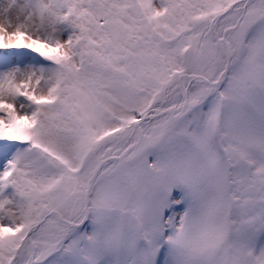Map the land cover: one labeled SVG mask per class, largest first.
<instances>
[{
    "label": "snow or ice",
    "instance_id": "snow-or-ice-1",
    "mask_svg": "<svg viewBox=\"0 0 264 264\" xmlns=\"http://www.w3.org/2000/svg\"><path fill=\"white\" fill-rule=\"evenodd\" d=\"M0 50V264H264V0H0Z\"/></svg>",
    "mask_w": 264,
    "mask_h": 264
},
{
    "label": "rangeland",
    "instance_id": "rangeland-1",
    "mask_svg": "<svg viewBox=\"0 0 264 264\" xmlns=\"http://www.w3.org/2000/svg\"><path fill=\"white\" fill-rule=\"evenodd\" d=\"M19 52H21V53H26L27 52V50H18ZM7 53H5V51L4 50H0V56H3V55H6ZM16 59H18V57H15ZM26 58H28L27 56H25V58L24 59H26Z\"/></svg>",
    "mask_w": 264,
    "mask_h": 264
}]
</instances>
